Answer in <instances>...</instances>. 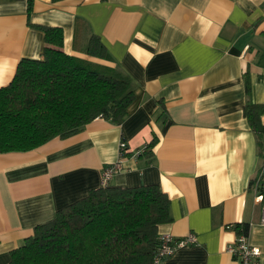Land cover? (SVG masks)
I'll list each match as a JSON object with an SVG mask.
<instances>
[{
	"label": "crops",
	"instance_id": "obj_1",
	"mask_svg": "<svg viewBox=\"0 0 264 264\" xmlns=\"http://www.w3.org/2000/svg\"><path fill=\"white\" fill-rule=\"evenodd\" d=\"M27 6L0 0V87L22 58L43 56L37 26L46 25L60 27L64 52L81 58L98 36L135 99L119 125L96 118L72 136L0 153V264L37 224L98 188L117 160L109 186L157 184L167 194L171 220L158 236H197L161 264H239L226 250L239 233L233 224L248 226L264 264L250 186L264 181V139L259 148L243 113L247 102L264 104V0H33L30 14Z\"/></svg>",
	"mask_w": 264,
	"mask_h": 264
},
{
	"label": "trees",
	"instance_id": "obj_2",
	"mask_svg": "<svg viewBox=\"0 0 264 264\" xmlns=\"http://www.w3.org/2000/svg\"><path fill=\"white\" fill-rule=\"evenodd\" d=\"M37 27L44 32L43 56L22 58L12 80L0 87V153L72 136L96 118L119 125L135 99L131 80L106 62L98 36H90L86 59L64 52L60 27ZM245 84L249 92L246 77ZM243 113L261 148L264 104L247 102ZM155 142L153 137L147 147ZM260 184L258 176L250 181L254 188ZM170 220L169 198L157 184L100 185L37 224L10 251V264H151L158 226ZM234 228L247 234L246 224Z\"/></svg>",
	"mask_w": 264,
	"mask_h": 264
},
{
	"label": "built area",
	"instance_id": "obj_3",
	"mask_svg": "<svg viewBox=\"0 0 264 264\" xmlns=\"http://www.w3.org/2000/svg\"><path fill=\"white\" fill-rule=\"evenodd\" d=\"M126 150L127 145L125 141H120L119 158L125 155ZM119 170H121L119 160L103 167L101 170V185H107L112 176ZM259 180L262 184L257 186L255 190L256 198L261 204L260 221L264 223V181H262V177H259ZM227 227H234V224L228 225ZM196 242L197 236L192 232L180 238H177L170 233H163L158 236V244L151 264H161L165 258L172 255L178 248ZM226 250L235 260L239 262V264H259L261 250L259 247L250 243L247 234L237 233L236 238L232 243L227 245Z\"/></svg>",
	"mask_w": 264,
	"mask_h": 264
}]
</instances>
